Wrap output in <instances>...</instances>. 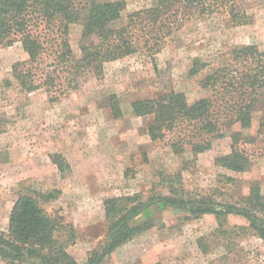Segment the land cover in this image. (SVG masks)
I'll use <instances>...</instances> for the list:
<instances>
[{
  "label": "rangeland",
  "instance_id": "374dc122",
  "mask_svg": "<svg viewBox=\"0 0 264 264\" xmlns=\"http://www.w3.org/2000/svg\"><path fill=\"white\" fill-rule=\"evenodd\" d=\"M124 1L126 8L114 23L117 28L127 25L130 14L159 6L161 0ZM240 2L248 22L239 26L212 16L200 21L197 13L184 10L164 14L169 34L158 53L150 56L140 49L108 61L100 78H86L76 91L52 102L43 88L27 92L8 82L12 64L27 59V54L18 42L0 47V231H7L18 196L34 195L62 222L61 240L73 233L66 250L83 263L107 236L106 197L140 193L146 200L160 193L183 199L188 207L201 200L224 204L257 184L264 201V139L257 132L264 95L249 128L234 124L203 153L174 151L168 137L152 141L147 132L152 117L134 116L130 106L170 89L183 92L193 103L209 94L198 85V77L188 73L194 58L219 61V53L233 45L264 49V0ZM83 22L84 16L70 31L77 56ZM111 96L118 117L106 107L114 102ZM234 132L254 138L239 142L251 160L242 172L217 163L230 153ZM53 153L69 163L63 175L51 162ZM153 210L155 225L115 249L102 264H264V241L247 230L240 215H228L221 225L212 213L191 218L184 208Z\"/></svg>",
  "mask_w": 264,
  "mask_h": 264
},
{
  "label": "trees",
  "instance_id": "16d2710c",
  "mask_svg": "<svg viewBox=\"0 0 264 264\" xmlns=\"http://www.w3.org/2000/svg\"><path fill=\"white\" fill-rule=\"evenodd\" d=\"M159 3L154 8L130 14L127 25L117 28L114 23L126 8L124 0H0V47L18 42L27 54V59L12 64L8 82H16L27 92L43 88L50 102L57 101L76 91L86 78H100L108 61L140 49L150 56L158 53L163 37L169 34L168 19L162 21L166 13H197L200 21L212 16L234 26L248 22L240 0H161ZM83 16L77 56L71 48L70 31ZM162 27L166 29L164 33ZM219 55L221 60L215 62L194 58L188 69L190 75L198 77V85L208 95L188 103L183 92L170 89L156 97L130 103L134 116L152 117L147 127L152 141L168 137L167 143L174 151L181 153L188 148L193 153H203L234 124L240 128L252 125L254 112L264 95V49L256 44L233 45ZM110 98L115 100V96ZM116 106L117 101L106 106L114 117L120 115ZM257 132L264 139V116L259 118ZM231 139L230 153L219 157L217 163L242 172L251 160L238 147L239 142L254 138L234 132ZM50 159L61 175L69 168L60 153L51 154ZM187 204L183 199L160 193L146 200L140 193L104 198L107 236L88 253L85 262L79 263L66 250L74 239L73 233L61 240L63 224L58 216L48 213L36 196L22 194L11 208L7 231H0V261L102 264L115 249L155 225L153 208L158 211L167 207L184 208L191 218L212 213L221 225L228 215H240L247 222V230L264 241V201L257 184H251L248 193L240 199L224 204L213 200H201L189 207ZM141 215L144 217L139 219Z\"/></svg>",
  "mask_w": 264,
  "mask_h": 264
},
{
  "label": "crops",
  "instance_id": "0c3cea01",
  "mask_svg": "<svg viewBox=\"0 0 264 264\" xmlns=\"http://www.w3.org/2000/svg\"><path fill=\"white\" fill-rule=\"evenodd\" d=\"M68 162V161H67Z\"/></svg>",
  "mask_w": 264,
  "mask_h": 264
}]
</instances>
